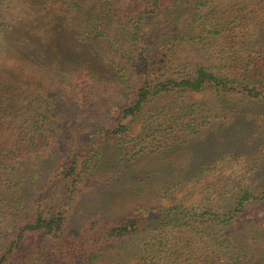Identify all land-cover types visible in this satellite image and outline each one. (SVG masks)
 <instances>
[{
  "label": "trees",
  "instance_id": "16d2710c",
  "mask_svg": "<svg viewBox=\"0 0 264 264\" xmlns=\"http://www.w3.org/2000/svg\"><path fill=\"white\" fill-rule=\"evenodd\" d=\"M145 24L155 41L144 38ZM189 27L214 44L216 64L175 63L177 46L195 38ZM104 46L116 61L103 57ZM48 66L55 88L43 94L34 81ZM22 73L31 89L17 95ZM1 77L9 84L0 96V137L8 136L0 147V264H120L133 256V264H263L264 219L236 234L230 227L264 203V178L243 180L260 172L264 142L255 165L221 191L231 198L222 211L181 201L104 211L174 178L160 174L184 165L210 119L242 123L230 146L242 132L250 146L264 134V0H0ZM252 105L263 112L237 110ZM143 115L154 121L139 137L155 138L153 148L132 153L125 140ZM230 157L202 161L200 173ZM143 158L157 166L138 169Z\"/></svg>",
  "mask_w": 264,
  "mask_h": 264
},
{
  "label": "rangeland",
  "instance_id": "374dc122",
  "mask_svg": "<svg viewBox=\"0 0 264 264\" xmlns=\"http://www.w3.org/2000/svg\"><path fill=\"white\" fill-rule=\"evenodd\" d=\"M204 12L205 10H203V13ZM179 18L180 19L178 20V27L181 28L182 26H184V29L186 25L185 23H187L186 20L191 17L187 12H185L181 14ZM186 31L189 33L193 32L195 38L194 40H189L188 37H185V40H183L177 46L174 54L175 63L178 64L185 60H188L196 63H203L205 65L214 63L216 64L218 61L215 57V54H212V51L214 50V44L209 43L208 40H199V37L196 36V34L198 35L199 31L197 27H189ZM152 32L153 31L150 24H145L143 26V36L147 42H153L156 40L152 35ZM119 45L120 47L124 48L126 46V43L121 41ZM103 57L106 60L110 59L116 61L118 53L111 52L108 46H104ZM49 66L41 67V71L38 72V77H40V79H38L39 83L34 81V83H37L38 86L39 84L42 86L39 87V90L43 94H49L55 88V86H53L54 82L51 79L52 76L50 75V73L52 72L49 70ZM63 66L62 68L70 67L68 64H65ZM18 79L20 81L19 85L22 87L18 89L17 95H25V93L31 89V79L27 77V73H22L18 77ZM8 80L9 79H7L6 82ZM4 81V77H1L0 96L5 94V89L9 84V82H5L6 84H4V86L2 87L1 85L4 83ZM22 89H24L25 92H23ZM193 97V100L200 98H211L209 95L203 94H193ZM24 101L26 100L24 99ZM237 110H241L244 112L251 111L256 114L263 112L260 106L256 107L253 105L245 107L238 106ZM146 115H143L141 118L137 119L134 122L132 131L131 133H129L128 138H126L125 140L126 146H132L131 148H133L134 150L132 153H137L138 149L141 147H144L146 151H151V149L153 148L151 147V145L154 143L155 138L149 137L142 139L141 137H139L142 130H147L146 125H149L151 122L154 121L153 118L149 119ZM231 115L232 117L235 116L234 111H231ZM18 120L20 119L8 120L10 125H7L15 127ZM240 125H242V123L240 121H236L232 125H230V128H227L228 125L221 126L218 120L210 119L209 124L203 126L202 130L206 132V134L203 136L201 143L196 146H193L192 154L190 158L184 163V165L172 162V168H174V170L172 172L168 170L167 172H163L162 174H160V176H164L166 174L172 176L173 174H175L176 176H174V178L169 180L164 185L159 184L158 186H153L151 183H147V185H145L144 183L146 187L143 192L139 194L142 195V199L138 198L139 195L136 197H134L133 195L125 196L124 199H120L118 202L116 200L115 203L109 205L106 211H104L106 212L105 214L121 213L130 209L135 203L142 202L148 203L150 205L161 204L166 206L173 203L174 201H181L183 205L187 207H196L198 209L210 207L219 211L224 210L229 206L231 198L228 192L221 193V191L226 190L229 187L232 182V179L241 177L245 168L247 169V167H253L255 165V157L258 152L262 149V146H260V144L264 142V134L262 133V136L257 138V142H255L254 146L245 145V142L248 139H246V133L242 132V136L240 137L241 142H239L236 146H230V143L233 140L232 136L236 131L237 127H239ZM6 140H8V136L2 135L0 137V147H3L7 143ZM226 153L231 155L229 161L218 164L213 171H209L204 174L200 173L199 166L202 161H207L214 158L218 154L224 155ZM260 154H262V164L257 165L260 166L259 168H261L260 172L252 173L250 171H246L243 177L244 182L249 184H256L263 180L264 153ZM207 164L209 163L207 162ZM135 165L138 167V169L148 168L154 165L157 166V162L155 159L143 158L141 160H138ZM165 165L167 164L165 163ZM209 167H213V165H209ZM188 171H190L189 174H185ZM177 182L183 183L182 185H180V187H176L174 185ZM150 184L151 186H149ZM163 187H166L167 189L170 187L171 189L167 192V194H165V188ZM93 206L94 204L93 202H91L90 207L93 208ZM253 219H264V203L249 206L243 216L240 217L238 221H236V223H233L231 225L230 230H233L235 234L240 233L238 231H240V229L244 230L249 227ZM142 238L144 239L143 241H146V239H148V236L142 235ZM136 245L137 241L134 240L130 244V246L127 247V249H130L132 246L136 247ZM136 261L137 259L133 256L130 257L124 263L121 262L120 264H133ZM249 264H253V262L251 261Z\"/></svg>",
  "mask_w": 264,
  "mask_h": 264
}]
</instances>
